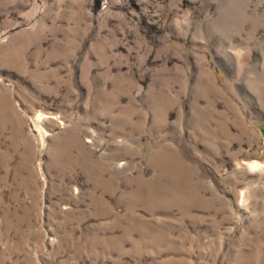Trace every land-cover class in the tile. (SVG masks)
<instances>
[{
  "label": "rangeland",
  "instance_id": "374dc122",
  "mask_svg": "<svg viewBox=\"0 0 264 264\" xmlns=\"http://www.w3.org/2000/svg\"><path fill=\"white\" fill-rule=\"evenodd\" d=\"M0 264H264V0H0Z\"/></svg>",
  "mask_w": 264,
  "mask_h": 264
}]
</instances>
